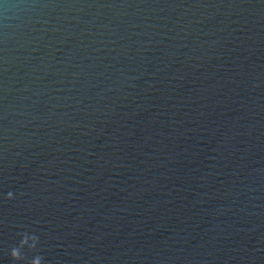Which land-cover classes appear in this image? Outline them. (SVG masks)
<instances>
[{
	"label": "water",
	"instance_id": "95a60500",
	"mask_svg": "<svg viewBox=\"0 0 264 264\" xmlns=\"http://www.w3.org/2000/svg\"><path fill=\"white\" fill-rule=\"evenodd\" d=\"M0 264H264V0H0Z\"/></svg>",
	"mask_w": 264,
	"mask_h": 264
},
{
	"label": "clouds",
	"instance_id": "9594fccd",
	"mask_svg": "<svg viewBox=\"0 0 264 264\" xmlns=\"http://www.w3.org/2000/svg\"><path fill=\"white\" fill-rule=\"evenodd\" d=\"M11 257L15 260H20L23 259L24 257H22L19 248H13L11 250Z\"/></svg>",
	"mask_w": 264,
	"mask_h": 264
}]
</instances>
